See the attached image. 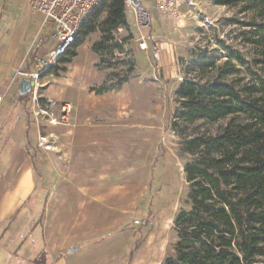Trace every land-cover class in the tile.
Here are the masks:
<instances>
[{
	"label": "rangeland",
	"instance_id": "obj_1",
	"mask_svg": "<svg viewBox=\"0 0 264 264\" xmlns=\"http://www.w3.org/2000/svg\"><path fill=\"white\" fill-rule=\"evenodd\" d=\"M141 1L155 17L151 30L144 31L150 37V49L147 52L139 46L140 32L135 27V18L127 11L133 39L125 45V53L109 57L117 65V69L107 70L103 68L104 65L97 66L99 58L92 51V46L100 41L101 35L94 33L82 43L78 56L67 66L65 73H61L60 77L52 75L42 78L37 89H31L30 97L27 96L30 102L23 108L22 115L25 117V110H28L26 114L30 112L28 121L32 125L31 134L36 144L34 149L39 152L41 159L43 153L51 154L49 158L43 154L44 161L50 165H40L36 171L37 189L42 188L44 183L49 184V181L54 184L57 179L73 177L75 163L54 164L58 161L57 151L54 149L55 139L48 137L47 143L40 146L41 137L38 138V132L43 135L48 133L51 115L54 113L60 116L59 105L69 102L74 106L75 112L76 102L85 107L88 102H92L91 99H99L89 89L103 83L109 74L123 76L126 69L123 68V63L129 59L135 61V76L124 84L119 94L121 98H125L127 112L121 124L126 128L122 129V133L112 126L100 129L97 140L100 144H106V150H99V161L95 169L101 175L106 171L120 173L121 177L102 180L100 185L105 186L104 188L112 185H125L126 189L130 187L133 191L134 211L123 227L105 233L101 239L106 245L128 234L131 245L138 243L134 254L137 255L138 263L161 264L164 258L173 254V244L178 241L177 233L173 229L175 215L190 207L189 188L184 173V166L190 159L182 152L183 142L186 138L197 135L217 134L227 123V120L211 124L198 120L192 123L180 122L174 128L173 114L178 107L175 97L177 86L187 76L188 66L192 65L200 51L213 55L219 63H223L225 54L216 42L218 39L239 49L257 71H261L263 65L255 61L264 60L261 55L264 47L245 42V37H251V28L243 27L240 23H248L254 14L240 13L239 7L217 6L211 0H187L182 8L183 17L172 20L157 13L153 0ZM30 8L27 0H0V31L5 32L7 39L27 30L29 26H35V29L41 26L42 20ZM41 33L44 35H39L46 45H51L53 42L49 40L48 30H42ZM128 36L122 30L116 38L122 40ZM33 45L25 53L22 67L34 50ZM154 52L158 57H154ZM262 72L264 71L261 74ZM213 75L207 74L209 77ZM14 82L19 83L17 79ZM14 86L10 91L13 101L21 96L19 86L17 85V90ZM48 92L59 101L46 98ZM43 100L46 102H42ZM74 112L69 125L73 122ZM25 126L27 127L26 122ZM22 134H25L24 130ZM121 135L128 141L120 139ZM100 154H106L110 159L114 157L115 164L104 166L105 161H100L104 156ZM128 167L131 177L126 175L124 179L123 170L126 171ZM116 218L121 220L118 216ZM31 235L32 244L40 247V227ZM115 247L120 259L126 250ZM128 256L129 252L126 257ZM120 262L127 264L124 259ZM258 264H264V259Z\"/></svg>",
	"mask_w": 264,
	"mask_h": 264
},
{
	"label": "trees",
	"instance_id": "obj_2",
	"mask_svg": "<svg viewBox=\"0 0 264 264\" xmlns=\"http://www.w3.org/2000/svg\"><path fill=\"white\" fill-rule=\"evenodd\" d=\"M211 1L254 14L248 23H240L251 28V37L244 40L264 47V0ZM99 4L82 23L59 65L42 78L65 73L82 43L94 33L101 35L92 46L99 58L97 66L118 68L109 57L125 53V45L133 39L126 3L103 0ZM122 30L129 36L118 40L116 35ZM216 42L225 60L219 63L213 55L200 51L175 91L178 107L172 126L198 120L227 123L217 134L197 135L183 142L182 152L190 159L184 166L190 207L175 215L173 229L178 241L173 244V254L161 264H258L264 259V60L255 61L263 65L257 71L239 49L222 39ZM261 55L264 57V51ZM123 64V76L109 74L90 92L105 95L121 91L135 76L136 67L133 59ZM209 73L213 77L207 76ZM27 96L30 94L18 97L20 106L27 107ZM40 194L46 196L48 191ZM132 246L127 264L133 262L138 243Z\"/></svg>",
	"mask_w": 264,
	"mask_h": 264
},
{
	"label": "crops",
	"instance_id": "obj_3",
	"mask_svg": "<svg viewBox=\"0 0 264 264\" xmlns=\"http://www.w3.org/2000/svg\"><path fill=\"white\" fill-rule=\"evenodd\" d=\"M36 16L42 20L40 15ZM42 25L43 20L39 28L29 26L9 39L0 31V96L3 97L0 104V264H121L123 259L126 262L132 248L128 234L106 245L101 237L119 230L128 221L134 211L133 191L125 185L101 187L100 181L121 175L95 172L99 150H106V144L97 140L100 129L112 126L121 132L126 128L121 124L127 109L120 91L96 95L99 99H91L85 107L76 102L70 125H51L46 135L38 132V138L55 139L58 161L54 164L75 163V175L57 179L54 184L49 181L37 189L36 171L40 165H50L44 161L43 154L48 158L51 154L45 152L41 159L34 149L32 125L27 132L25 122L26 125L28 122L22 115L24 107L17 99L12 100L10 91L14 85V89L18 86L20 89V83L14 82L15 75L39 33L44 35ZM25 64L30 66L28 60ZM46 98L59 101L49 92ZM123 140L128 141L126 137ZM100 155L104 156L100 160L105 161L104 166L115 164L114 157ZM122 175L124 179L126 175L131 177L130 168L123 170ZM41 190L48 191V195L40 194ZM39 227L40 247L31 240V234ZM115 246L126 250L120 259ZM132 261L130 264H140L137 255Z\"/></svg>",
	"mask_w": 264,
	"mask_h": 264
},
{
	"label": "built area",
	"instance_id": "obj_4",
	"mask_svg": "<svg viewBox=\"0 0 264 264\" xmlns=\"http://www.w3.org/2000/svg\"><path fill=\"white\" fill-rule=\"evenodd\" d=\"M29 6L35 14L42 17V30L47 29L50 34L49 40L52 44L47 46L42 36L37 38L32 46V53L29 56L30 66L21 67L15 78L20 83L27 79L34 83L33 89L36 90L41 75L57 66L59 60L66 55L70 45L76 39L79 29L86 18L91 16L95 8L103 0H28ZM157 13L168 19L179 20L182 18V8L187 0H153ZM126 9L135 18V27L140 32L139 46L142 50L148 51L150 47L148 42L150 37L146 36L144 31L151 30L154 26L153 13L141 0H124ZM193 4V3H192ZM45 44V45H44ZM46 48L45 50H43ZM157 51V49H155ZM154 57L158 54L154 52ZM15 79V80H16ZM36 96V95H34ZM3 97L0 96V104ZM51 103V102H50ZM60 106V116L51 115V125H68L74 106L67 102ZM43 142V143H42ZM47 143V138L41 137L40 146Z\"/></svg>",
	"mask_w": 264,
	"mask_h": 264
},
{
	"label": "water",
	"instance_id": "obj_5",
	"mask_svg": "<svg viewBox=\"0 0 264 264\" xmlns=\"http://www.w3.org/2000/svg\"><path fill=\"white\" fill-rule=\"evenodd\" d=\"M33 87H34V83L33 82H30L27 79H23L20 82V91L19 92H20L21 96H24L25 94H28Z\"/></svg>",
	"mask_w": 264,
	"mask_h": 264
}]
</instances>
